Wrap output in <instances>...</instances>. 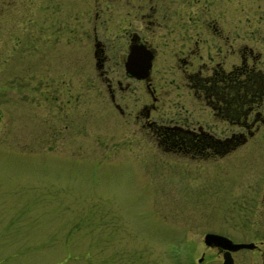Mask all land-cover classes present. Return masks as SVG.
Masks as SVG:
<instances>
[{"label": "rangeland", "instance_id": "1", "mask_svg": "<svg viewBox=\"0 0 264 264\" xmlns=\"http://www.w3.org/2000/svg\"><path fill=\"white\" fill-rule=\"evenodd\" d=\"M214 3L229 9L218 21L245 26L248 43L264 36V0ZM1 4L0 264H220L205 232L255 242L244 201L264 167V125L257 145L254 137L220 157H184L132 123L129 101L101 91L92 40L102 0ZM113 72L124 81L120 63ZM53 87L70 92L67 123H45ZM232 255L264 264L249 249Z\"/></svg>", "mask_w": 264, "mask_h": 264}, {"label": "flooded vegetation", "instance_id": "2", "mask_svg": "<svg viewBox=\"0 0 264 264\" xmlns=\"http://www.w3.org/2000/svg\"><path fill=\"white\" fill-rule=\"evenodd\" d=\"M102 1L103 7L94 12L99 34L92 40L94 72L113 103L117 97L125 106L129 101L132 123H141L158 143L193 160L223 156L254 137L257 145L255 135L264 125V36L252 35L251 44L244 25L218 21L216 15H228L229 9L215 0ZM232 9L237 15L245 11L241 6ZM129 44L151 52L142 78L123 68ZM119 45L123 49L117 50ZM118 63L124 81L113 72ZM69 95L63 87L43 95L50 102L45 123H67ZM253 178L254 199L243 203L251 205L248 223L255 242L238 249L263 258L264 167ZM208 247L221 257L222 249ZM236 250L230 251L233 264Z\"/></svg>", "mask_w": 264, "mask_h": 264}, {"label": "water", "instance_id": "3", "mask_svg": "<svg viewBox=\"0 0 264 264\" xmlns=\"http://www.w3.org/2000/svg\"><path fill=\"white\" fill-rule=\"evenodd\" d=\"M151 52L144 46L129 44L123 68L126 73L136 78H142L147 74L150 66ZM202 242L207 246H215L222 249L221 264H233L230 251L238 248H251L253 242H233L228 237L215 232H205L202 235ZM202 256L197 258L201 261Z\"/></svg>", "mask_w": 264, "mask_h": 264}, {"label": "trees", "instance_id": "4", "mask_svg": "<svg viewBox=\"0 0 264 264\" xmlns=\"http://www.w3.org/2000/svg\"><path fill=\"white\" fill-rule=\"evenodd\" d=\"M1 3H3V0H0V6L2 5Z\"/></svg>", "mask_w": 264, "mask_h": 264}]
</instances>
